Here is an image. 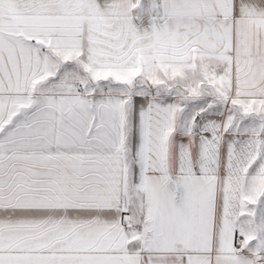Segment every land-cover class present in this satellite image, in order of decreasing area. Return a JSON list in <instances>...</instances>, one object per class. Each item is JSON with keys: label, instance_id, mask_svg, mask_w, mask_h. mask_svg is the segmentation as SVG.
Returning a JSON list of instances; mask_svg holds the SVG:
<instances>
[{"label": "snow or ice", "instance_id": "obj_1", "mask_svg": "<svg viewBox=\"0 0 264 264\" xmlns=\"http://www.w3.org/2000/svg\"><path fill=\"white\" fill-rule=\"evenodd\" d=\"M0 264H264V0H0Z\"/></svg>", "mask_w": 264, "mask_h": 264}]
</instances>
